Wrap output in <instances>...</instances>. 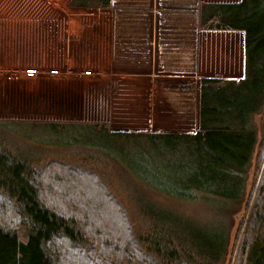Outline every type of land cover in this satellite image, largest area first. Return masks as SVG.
<instances>
[{
	"label": "trees",
	"instance_id": "obj_1",
	"mask_svg": "<svg viewBox=\"0 0 264 264\" xmlns=\"http://www.w3.org/2000/svg\"><path fill=\"white\" fill-rule=\"evenodd\" d=\"M120 1L71 6L152 7V0ZM165 2L187 24L186 58L194 57L196 29L243 32V76L201 78L194 133L0 120V264H232L233 257L264 264V0ZM134 30L131 43L146 45L148 27ZM83 131L87 144H60ZM190 198L224 203L215 212L225 217L241 205L233 251L228 225L209 228L175 215L173 204L162 207ZM18 228L28 233L26 244Z\"/></svg>",
	"mask_w": 264,
	"mask_h": 264
},
{
	"label": "rangeland",
	"instance_id": "obj_2",
	"mask_svg": "<svg viewBox=\"0 0 264 264\" xmlns=\"http://www.w3.org/2000/svg\"><path fill=\"white\" fill-rule=\"evenodd\" d=\"M120 2L117 0L116 5ZM114 10L117 17L118 65L113 70L116 76L111 79L128 78V81H132L133 89L128 90L130 94L127 99L121 97L123 93H119L110 105H104V102L98 104L97 101L95 104L88 103L81 109L69 107L63 110L64 113L61 110L57 112L61 115L54 113L47 116V119L107 121L113 131L196 132L199 126L200 80L203 77L229 79L243 76L244 33L230 31L236 32L230 37L222 33L212 35L199 30L198 34L194 35V57L186 58L184 51H180V46L187 24L183 23L185 19H181L175 10L167 9L165 0H152V7L146 11L123 7H115ZM142 20L145 21L144 25L140 24ZM138 26L148 27L146 45L137 41L131 43L132 39L134 40V28ZM125 85L123 81V88ZM132 91L134 93L131 94ZM6 107L1 106V111L3 109L4 112H1L3 114H0V117L22 120L17 117L18 114H9L11 109ZM78 111H83L84 114H78ZM28 117L32 118V121L43 118L42 115ZM90 139L91 135L87 136L83 131L77 137L74 132H70L60 137L59 141L61 145L83 142L87 144ZM132 157L128 155V162ZM159 159L165 163L163 156ZM172 162H176V158H173ZM177 201H162V207L170 211L173 204L176 206L173 208L175 215L185 219L189 217L190 220L187 221H195L206 227L222 222L229 226L230 234H233L232 231L239 224V219L236 218L238 213L240 214L239 204H235L229 213H225L228 214L225 217L218 214L220 212H215L217 207L224 208V203H214L207 198H190L188 201L176 203ZM17 232L19 240L26 244L28 233L19 228ZM231 238L233 242L231 241L230 248L233 251L234 234ZM235 260L233 257L232 264H236Z\"/></svg>",
	"mask_w": 264,
	"mask_h": 264
},
{
	"label": "crops",
	"instance_id": "obj_3",
	"mask_svg": "<svg viewBox=\"0 0 264 264\" xmlns=\"http://www.w3.org/2000/svg\"><path fill=\"white\" fill-rule=\"evenodd\" d=\"M116 19L114 8L72 7L71 0H0V114L4 105L22 120L63 121L47 116L97 101L110 105L119 93L127 99L132 81L111 79L118 65Z\"/></svg>",
	"mask_w": 264,
	"mask_h": 264
},
{
	"label": "bare ground",
	"instance_id": "obj_4",
	"mask_svg": "<svg viewBox=\"0 0 264 264\" xmlns=\"http://www.w3.org/2000/svg\"><path fill=\"white\" fill-rule=\"evenodd\" d=\"M241 214H242V213H240V214L236 217L237 219H239L238 221H240V220L242 219V217H243Z\"/></svg>",
	"mask_w": 264,
	"mask_h": 264
}]
</instances>
